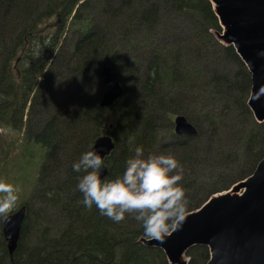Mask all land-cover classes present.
Instances as JSON below:
<instances>
[{
    "label": "trees",
    "instance_id": "trees-1",
    "mask_svg": "<svg viewBox=\"0 0 264 264\" xmlns=\"http://www.w3.org/2000/svg\"><path fill=\"white\" fill-rule=\"evenodd\" d=\"M169 18L186 21L191 37L162 31ZM218 33L209 0H0V178L18 186L15 209H25L10 255L0 220V264H169L140 242L133 219L113 223L83 207L71 164L101 135L114 144L104 179L121 174L137 145L145 156L173 155L184 167L187 213L249 177L264 158V121L247 105V68ZM103 66L122 90L106 109ZM68 71L70 87L52 102ZM108 112L117 115L111 126ZM178 115L195 136L174 133ZM185 258L206 264L208 248Z\"/></svg>",
    "mask_w": 264,
    "mask_h": 264
},
{
    "label": "water",
    "instance_id": "water-1",
    "mask_svg": "<svg viewBox=\"0 0 264 264\" xmlns=\"http://www.w3.org/2000/svg\"><path fill=\"white\" fill-rule=\"evenodd\" d=\"M221 28L217 39L232 46L251 77L247 105L257 123L264 121V0H209ZM100 77L109 88L102 94L100 108H109L122 90L109 66ZM173 130L177 136L193 137L196 129L183 117L175 116ZM114 148L108 135L97 137L90 150L103 160ZM106 174V168L101 170ZM24 207L2 221L1 235L8 254L16 248ZM145 246L160 249L169 264H186V251L205 246L209 251L206 264H264V158L253 173L226 192L213 195L197 210L187 213L181 229L172 230L161 241L140 239Z\"/></svg>",
    "mask_w": 264,
    "mask_h": 264
},
{
    "label": "clouds",
    "instance_id": "clouds-1",
    "mask_svg": "<svg viewBox=\"0 0 264 264\" xmlns=\"http://www.w3.org/2000/svg\"><path fill=\"white\" fill-rule=\"evenodd\" d=\"M103 167L104 161L95 150L82 152L71 164V170L78 174L75 189L86 210L95 207L113 223L127 216L139 224L147 239L157 241L182 228L188 205L181 183L184 167L173 155L145 156L142 146L137 145L116 178L104 179L100 174ZM18 199V186L0 178V220L9 217Z\"/></svg>",
    "mask_w": 264,
    "mask_h": 264
},
{
    "label": "rangeland",
    "instance_id": "rangeland-1",
    "mask_svg": "<svg viewBox=\"0 0 264 264\" xmlns=\"http://www.w3.org/2000/svg\"><path fill=\"white\" fill-rule=\"evenodd\" d=\"M163 29H164V32L167 33V35L168 34L174 35L178 39H188L191 37V34L193 33V30L190 29V27L186 23V21H180V20L178 21L177 19L172 20L170 18L163 22L162 31H163ZM214 61H215V59H214ZM68 75H69V71L67 73L64 72L62 74V76L60 77L59 82H57L56 84L53 85L55 87L52 86L53 89L49 92V95H48L50 100L53 99L52 102L57 101V96H59L60 94L61 95L64 94L65 88L70 87V82L68 81V78H67ZM64 79H66V82H69V83H65V81H63ZM63 83H65V84H63ZM43 92L46 93L45 89ZM50 100H48V104L51 103ZM37 110H38V107H37ZM40 111H41L40 116L42 118H45L48 116V115H45L48 113L46 105H44L42 108H40ZM116 116H117L116 113L108 112L105 116V119H104V125L105 126H111L112 124H114L115 120H116ZM238 152H239V150H237V153Z\"/></svg>",
    "mask_w": 264,
    "mask_h": 264
},
{
    "label": "bare ground",
    "instance_id": "bare-ground-1",
    "mask_svg": "<svg viewBox=\"0 0 264 264\" xmlns=\"http://www.w3.org/2000/svg\"><path fill=\"white\" fill-rule=\"evenodd\" d=\"M106 90H107V89H105V91H106ZM105 91H104V92H105ZM104 92H103V93H104ZM103 93H102V94H103ZM102 94H101V96H102ZM100 98H101V97H100ZM99 102H100V101H99ZM92 144H93V143H92ZM91 147H92V145H91ZM91 147H90V149H91Z\"/></svg>",
    "mask_w": 264,
    "mask_h": 264
}]
</instances>
